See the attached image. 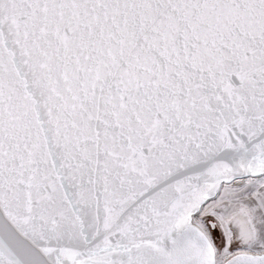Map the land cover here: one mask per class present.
Here are the masks:
<instances>
[{
    "label": "snow or ice",
    "instance_id": "snow-or-ice-1",
    "mask_svg": "<svg viewBox=\"0 0 264 264\" xmlns=\"http://www.w3.org/2000/svg\"><path fill=\"white\" fill-rule=\"evenodd\" d=\"M0 264H264V0H0Z\"/></svg>",
    "mask_w": 264,
    "mask_h": 264
}]
</instances>
